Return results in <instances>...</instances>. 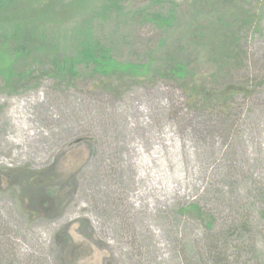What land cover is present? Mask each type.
I'll return each mask as SVG.
<instances>
[{"label": "rangeland", "instance_id": "rangeland-1", "mask_svg": "<svg viewBox=\"0 0 264 264\" xmlns=\"http://www.w3.org/2000/svg\"><path fill=\"white\" fill-rule=\"evenodd\" d=\"M59 1L21 44L68 57L88 34L149 71L0 81V264H264V5L227 58L230 0ZM177 61L195 94L157 73Z\"/></svg>", "mask_w": 264, "mask_h": 264}, {"label": "trees", "instance_id": "trees-1", "mask_svg": "<svg viewBox=\"0 0 264 264\" xmlns=\"http://www.w3.org/2000/svg\"><path fill=\"white\" fill-rule=\"evenodd\" d=\"M252 1L254 2L253 4ZM59 2V0H0V32L4 37L0 43V81L4 85L13 88L17 83L20 82L19 84H21L31 80L37 74L39 75L38 79L40 77H51L60 80H72L78 74L77 68L79 66L88 67L92 73L104 78L132 79L146 77L149 71L148 65L118 62L112 57L108 47L92 41L88 34L81 40L75 55L68 57H54L52 54L46 55L50 49L46 47V42L42 45L38 41L34 42L32 40L31 42L29 39H32L35 34H38L39 39L45 37L44 30L52 29L60 23L59 20L62 14L57 11V8L61 4ZM116 2L111 3L110 6H106L108 13L113 11L112 9L115 7ZM260 2L262 1L230 0L228 3L225 2L227 13L220 14L216 18V21L210 24L214 31L210 35L212 34L219 43L222 40L224 30L226 31V47L223 50L228 55L227 58L235 56L233 50L238 41V33L244 27L248 26L250 28L254 24L257 25L260 19V15L256 13L257 7L261 11V7L264 5L263 3L260 4ZM70 3L73 4V7L77 6L78 8L79 6H87L86 4L89 3V0H71ZM233 10L239 11L241 15L233 14V12L228 13V11ZM140 17L146 21V14L143 13ZM147 19H158L160 23L165 21L160 16H153ZM48 23H52L51 28L47 27ZM231 28L235 29V31L232 32ZM25 35L29 36L28 40H24L27 43L26 46L23 43L21 44V40L19 39ZM219 47L220 49L222 48V46ZM35 52L37 54L44 53L42 60L31 59L29 63H23L30 53ZM16 59L22 61L20 64L22 67L19 70L13 71L12 62ZM185 71V65L177 61L172 62L170 65L168 64V66L158 70L157 73L166 78L180 80L185 87L187 85L185 82ZM186 89L195 94V87L192 89L191 86H186ZM59 233L57 236H60ZM212 251V246L207 247L205 250L206 258L211 256L212 260H216L217 257ZM223 260L217 259L218 262Z\"/></svg>", "mask_w": 264, "mask_h": 264}, {"label": "bare ground", "instance_id": "bare-ground-1", "mask_svg": "<svg viewBox=\"0 0 264 264\" xmlns=\"http://www.w3.org/2000/svg\"><path fill=\"white\" fill-rule=\"evenodd\" d=\"M16 111V109L15 110H13L12 111V115L14 116V118H15V120H16V124H17V126H19L20 125V119H19V117L17 116L16 117V115H15V112ZM20 133V132H19ZM21 133H22V131H21ZM22 137V136H21ZM33 136H31V138H32ZM11 142H16V141H12V140H10ZM19 141V140H18ZM21 141H22V138H21Z\"/></svg>", "mask_w": 264, "mask_h": 264}]
</instances>
